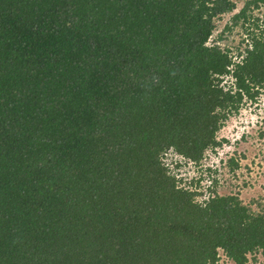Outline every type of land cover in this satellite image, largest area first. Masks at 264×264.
I'll use <instances>...</instances> for the list:
<instances>
[{
  "label": "trees",
  "instance_id": "obj_1",
  "mask_svg": "<svg viewBox=\"0 0 264 264\" xmlns=\"http://www.w3.org/2000/svg\"><path fill=\"white\" fill-rule=\"evenodd\" d=\"M261 4L245 0L211 43L235 0H0V264L264 257V202L219 194V169L208 197L177 172L203 171L261 95ZM240 25L236 61L219 42Z\"/></svg>",
  "mask_w": 264,
  "mask_h": 264
},
{
  "label": "rangeland",
  "instance_id": "obj_2",
  "mask_svg": "<svg viewBox=\"0 0 264 264\" xmlns=\"http://www.w3.org/2000/svg\"><path fill=\"white\" fill-rule=\"evenodd\" d=\"M237 9L232 13L226 14L218 23V29L210 39L211 43H215L217 36L224 31L226 24L235 13H238L244 6L245 0H235ZM254 17H258L264 26V4L259 9L252 11ZM227 40L219 42L222 47H229L237 56L238 46L244 50L250 39L245 30L237 26L231 34L227 33ZM242 40H245L244 44ZM240 61L241 58H235ZM217 139L222 141V145L212 152L206 153L202 169L197 170L194 165L189 162L177 170L180 177H186L187 181L199 180L204 178L201 183V190L208 197L210 192L207 191L211 185V179L206 172V168L219 169L216 174L218 180L217 191L221 195L232 194L243 202L244 205L250 207L254 211L259 210L260 203L264 202V89L256 102L246 101L237 115H232L225 123L224 127L217 134ZM169 160H176L178 157L171 153L168 155ZM234 157L238 163V167L232 172L226 165V161ZM182 159V158H180ZM185 162L184 160H181ZM222 165V166H221ZM195 189V186L192 187ZM221 260L219 264H235L231 259L223 257L220 253ZM247 264H264V257L259 253L250 254Z\"/></svg>",
  "mask_w": 264,
  "mask_h": 264
},
{
  "label": "clouds",
  "instance_id": "obj_3",
  "mask_svg": "<svg viewBox=\"0 0 264 264\" xmlns=\"http://www.w3.org/2000/svg\"><path fill=\"white\" fill-rule=\"evenodd\" d=\"M221 253V252H220ZM224 256L223 257H226V258H228L225 254H223ZM220 257H221V255H220ZM228 259H230V258H228Z\"/></svg>",
  "mask_w": 264,
  "mask_h": 264
}]
</instances>
